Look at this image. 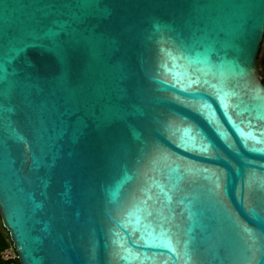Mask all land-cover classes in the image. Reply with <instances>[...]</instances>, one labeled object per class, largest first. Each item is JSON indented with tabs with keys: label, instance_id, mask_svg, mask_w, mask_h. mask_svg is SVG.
<instances>
[{
	"label": "water",
	"instance_id": "95a60500",
	"mask_svg": "<svg viewBox=\"0 0 264 264\" xmlns=\"http://www.w3.org/2000/svg\"><path fill=\"white\" fill-rule=\"evenodd\" d=\"M263 40L264 0H0L19 264H264Z\"/></svg>",
	"mask_w": 264,
	"mask_h": 264
},
{
	"label": "trees",
	"instance_id": "16d2710c",
	"mask_svg": "<svg viewBox=\"0 0 264 264\" xmlns=\"http://www.w3.org/2000/svg\"><path fill=\"white\" fill-rule=\"evenodd\" d=\"M264 42H262L259 56L257 59V64L259 69H261L264 74ZM264 83V82H263ZM11 254V258H6V254ZM0 264H19L16 254L13 251L12 243L10 241L9 235L6 230L3 228L1 219H0Z\"/></svg>",
	"mask_w": 264,
	"mask_h": 264
},
{
	"label": "snow or ice",
	"instance_id": "6c2138e0",
	"mask_svg": "<svg viewBox=\"0 0 264 264\" xmlns=\"http://www.w3.org/2000/svg\"><path fill=\"white\" fill-rule=\"evenodd\" d=\"M217 96L218 98L220 99L221 101V104L223 105V97L219 95V93H217ZM204 107H208L207 105H205ZM226 107V105H225ZM209 122L210 123H215V120H214V113H209ZM225 115H227V112L225 113ZM206 151V148L204 149Z\"/></svg>",
	"mask_w": 264,
	"mask_h": 264
},
{
	"label": "built area",
	"instance_id": "2783aa9c",
	"mask_svg": "<svg viewBox=\"0 0 264 264\" xmlns=\"http://www.w3.org/2000/svg\"><path fill=\"white\" fill-rule=\"evenodd\" d=\"M13 251H14V250H13ZM5 257H6V258H11V254L8 253V254L5 255ZM16 258H17V256H16Z\"/></svg>",
	"mask_w": 264,
	"mask_h": 264
},
{
	"label": "flooded vegetation",
	"instance_id": "af4514ba",
	"mask_svg": "<svg viewBox=\"0 0 264 264\" xmlns=\"http://www.w3.org/2000/svg\"><path fill=\"white\" fill-rule=\"evenodd\" d=\"M263 42H264V40H263ZM263 47H264V44H263ZM261 70V69H260ZM262 72V71H261ZM264 75V74H263Z\"/></svg>",
	"mask_w": 264,
	"mask_h": 264
}]
</instances>
